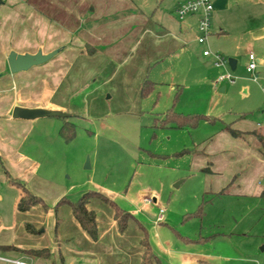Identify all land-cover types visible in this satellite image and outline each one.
Returning <instances> with one entry per match:
<instances>
[{"label":"rangeland","instance_id":"1","mask_svg":"<svg viewBox=\"0 0 264 264\" xmlns=\"http://www.w3.org/2000/svg\"><path fill=\"white\" fill-rule=\"evenodd\" d=\"M146 1L147 9L153 7L156 15L165 11L176 18L178 0ZM23 2L31 4V0ZM212 3L213 24L220 22L221 26L212 30L224 28L226 32L212 35L220 37L216 49L204 45L224 57V67L215 64L214 55H202L204 45L197 36L185 53L179 50L171 59L150 64L148 76L156 83L146 94L135 91L133 67L113 77L112 63L106 65L104 74L99 72L73 86L66 106L69 114H78L71 119L75 133L66 139L58 127L51 126L38 151L43 160L40 171L46 170L51 181L64 186L65 196L73 202L85 192H99L133 217L124 231L117 228L116 237L105 230L101 233L104 239L85 234L84 240L72 231L69 221L63 224V209L70 212L69 203H59L51 195L43 197L46 205L35 204L29 215L35 221L43 220L44 246L50 254L27 259L32 264H97L98 251L109 254L111 250L114 256H124L114 264H125L135 250L145 251L144 241L158 257L156 264H185V259L203 261L200 264H264V195H217L208 189L206 174L196 168L193 158L196 145L212 137L223 122L244 116L264 127V64H258L253 73L246 69L250 47L259 59V47L252 46L253 42L258 36L264 41V0ZM5 4L9 6V1ZM236 56L239 63L233 70L228 59ZM222 68L235 82L216 83ZM244 86L250 87V93L242 92ZM197 113L215 117V121L202 119L195 127L176 126L179 115ZM258 182L264 187V177ZM10 185L0 177V192L12 193ZM90 204L105 228L114 205L96 196ZM4 207L0 212H7L8 201ZM12 237V231L0 229V256L11 260L17 255L6 248L13 243L5 242ZM98 241L117 245L108 250L86 244ZM0 264L12 263L0 260Z\"/></svg>","mask_w":264,"mask_h":264},{"label":"crops","instance_id":"2","mask_svg":"<svg viewBox=\"0 0 264 264\" xmlns=\"http://www.w3.org/2000/svg\"><path fill=\"white\" fill-rule=\"evenodd\" d=\"M8 1L9 6L5 4ZM184 1L178 0L174 4L177 20L175 16L165 11L156 15L153 7L147 9L146 0H31L28 6L23 0H2L0 2V160L2 163L0 177L8 182L4 172L6 170L13 178L23 181L29 191L41 198L47 199L48 195H51L55 201L58 199L60 201L62 197H66L64 186L51 181L46 170L40 171L43 160L38 151L42 139L48 136L52 125L58 127L60 132L65 122L64 118L69 117L71 121L72 116L78 114L36 119L14 118L12 116L14 107L17 105L41 107L70 113L66 105L73 86L77 82L81 85L83 83L80 82L81 80L87 81L99 72L104 74L108 63H112L111 69L114 68L113 77L117 75L116 73L122 74L133 67L135 73L132 84L137 94L142 93V85L146 78L153 84L156 83L148 76L150 64L171 59L179 50L185 53L192 41L197 42L196 37L200 35L199 15L186 16L187 22L184 23L185 19H180L176 12L179 4ZM219 23L213 24L212 20L211 34L205 42L215 49L219 46L218 43H221L220 37L212 35L226 32L224 28H219L217 32L212 30L213 26L221 27ZM205 43L199 44L203 46ZM255 44L259 47L257 53L261 66L264 64V49H261L264 46L263 37L258 36L252 46ZM56 49H58L57 54L45 63L14 73L10 71L8 56L13 50L18 53H36L39 50L49 53ZM252 49L253 47H250V52H253ZM212 57L215 61L214 56ZM235 59L238 64L239 57L236 56ZM190 67L193 70L195 65L192 64ZM222 87L225 90V86ZM250 91L249 86L243 87V93L247 94ZM53 117L56 119H49ZM205 120L214 122L215 117L208 116ZM227 125L239 131L240 135L234 136L230 133L225 128ZM263 139L264 127L260 123L248 121L244 116H240L230 123L223 122L212 137L198 143L193 158L196 168L206 174L208 189L218 193L217 195L230 193L264 195V187L258 182L260 177H264ZM234 152L240 154L233 155ZM235 156L240 158L235 159ZM10 187L13 189L12 193L0 192V211L5 208L6 201L9 203L7 212H0V229L12 231L11 242L5 243H13L11 246L14 245L19 249L10 245H6V248L15 251L17 255L15 259L27 262H30L27 259L32 257H48L50 252L43 241H47V237L42 235L45 231L43 220L35 221L29 215L34 205L27 210L18 209L19 199L23 195L22 190L14 185ZM222 190H225L224 193H220ZM91 206L89 204L94 210ZM63 211H65L64 225L69 221L72 231L78 233L81 239L85 240V234L90 236L73 216L72 209L71 213L67 209ZM96 219L98 238H105L101 234L105 230H109L113 237L118 236L116 233L118 223L114 212L113 217L109 216L104 224L105 228L100 222V214L96 213ZM27 225H30L31 230ZM41 226L43 229L39 231L38 228ZM63 234L67 235L64 231ZM86 244L91 248L108 250L114 249L113 246L117 245L99 241ZM29 249H47L48 255L32 256L26 252ZM111 251L109 254L98 251L97 264H114L115 261L124 258V256H114ZM143 253V248L135 250L132 259L125 258L124 263L141 264ZM15 259L0 256V260L7 263L16 264L13 262ZM202 262L185 259L182 263Z\"/></svg>","mask_w":264,"mask_h":264},{"label":"trees","instance_id":"3","mask_svg":"<svg viewBox=\"0 0 264 264\" xmlns=\"http://www.w3.org/2000/svg\"><path fill=\"white\" fill-rule=\"evenodd\" d=\"M92 52V51H88ZM152 81L146 78L143 82L142 85V94H146L147 92L150 91L152 88ZM180 119L177 122V127H185V126H191L195 127L198 126L200 121L202 119H208V116L205 114H195V115H179ZM69 117L64 118L65 122L60 128V134L65 137L66 139H70L74 133H75V128L74 124L68 119ZM230 133H232L234 136H239L240 132L233 129L230 125H227L225 127ZM263 145H264V139H263ZM0 166H2L1 160H0ZM6 174V177L8 179V182L11 185L17 186L22 190L23 195L20 197L19 202H18V209L20 210H27L30 208L32 205L42 203L43 205H46L44 200L33 194L29 189L27 188L26 184L20 180H17L13 178L8 171H4ZM225 190H222L220 193H224ZM100 197V198H106L111 204L114 205L115 211H114V216L115 219L117 220L118 227L120 231H124L128 225V220L132 217V215L121 209L118 208L114 204L113 201L108 199L105 195L99 192H85L78 201L73 202L67 197H62L59 201V203L66 202L69 203L71 206L72 212L75 216V218L78 220L80 223L81 227L90 235V237L94 240L98 239V225H97V219H96V212L89 207V204L91 202V199L93 197ZM27 228L31 230L30 225H27ZM145 251L142 256V262L141 264H154L155 262L159 263V259L156 255H154L151 252L150 246L148 245L147 241H144ZM12 248L19 249L16 246L12 245ZM27 253H29L32 256H43V255H48L47 249H29L26 250Z\"/></svg>","mask_w":264,"mask_h":264},{"label":"built area","instance_id":"4","mask_svg":"<svg viewBox=\"0 0 264 264\" xmlns=\"http://www.w3.org/2000/svg\"><path fill=\"white\" fill-rule=\"evenodd\" d=\"M213 9L214 8L212 0H185L184 2L179 4L176 12L180 19H183L191 14L199 15L198 30L200 32V35L197 39L199 43H205L208 40V36L211 34ZM203 54L214 55L215 64L217 66L224 67V65L226 64L225 59L222 55L213 53L210 49H205L203 51ZM258 64L259 61L258 59H256V55L254 54V52H250L246 69L249 72L253 73L257 69ZM254 79H256V76L254 77ZM216 82H235V79L229 71L225 72V69L222 68ZM160 211L163 212V209H161ZM158 219H163L162 213L159 214ZM13 262L16 264H31L30 262L21 259H15L13 260Z\"/></svg>","mask_w":264,"mask_h":264},{"label":"water","instance_id":"5","mask_svg":"<svg viewBox=\"0 0 264 264\" xmlns=\"http://www.w3.org/2000/svg\"><path fill=\"white\" fill-rule=\"evenodd\" d=\"M2 0H0L1 2ZM58 49L51 51L49 53H43L42 50L37 51L36 53H18L16 51H11L8 56V64L11 72H18L22 70H27L34 65H39L50 60L55 54H57ZM228 63L231 69H236L237 60L235 58L229 57ZM221 90H224L222 87ZM69 113L59 109H48L41 107H23L15 106L12 112L14 118H24V119H36L41 117H52L68 116ZM89 161L86 163V167H89Z\"/></svg>","mask_w":264,"mask_h":264}]
</instances>
